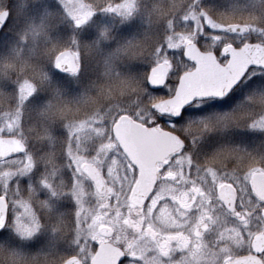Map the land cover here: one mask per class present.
I'll return each mask as SVG.
<instances>
[{
  "label": "snow or ice",
  "instance_id": "6c2138e0",
  "mask_svg": "<svg viewBox=\"0 0 264 264\" xmlns=\"http://www.w3.org/2000/svg\"><path fill=\"white\" fill-rule=\"evenodd\" d=\"M0 9L9 34L0 97L16 104L0 111V251L9 264H264V114L252 111L264 105V0H169L149 13L170 17L155 39L150 19L132 39L90 23L99 12L133 25L147 10L141 0H40L22 6L26 15L0 0ZM84 41L104 79L126 77L127 100L65 124L57 164L54 150L38 156L21 109L47 121L49 94L96 87ZM22 59L37 61L38 85L10 79ZM125 59L140 62L122 73ZM63 197L70 225L52 203ZM45 228L69 247L58 261Z\"/></svg>",
  "mask_w": 264,
  "mask_h": 264
},
{
  "label": "trees",
  "instance_id": "16d2710c",
  "mask_svg": "<svg viewBox=\"0 0 264 264\" xmlns=\"http://www.w3.org/2000/svg\"><path fill=\"white\" fill-rule=\"evenodd\" d=\"M32 1H35V0H29L28 1V2H30L29 5H32L34 3ZM47 2L50 3V1H47ZM217 2H218V5L221 7H227L229 4H232V3H239L241 5H244L247 3V0H217ZM168 3H169V0H141V4L143 6H146V8H147V10L144 11L143 14L141 15L143 17L142 21L137 19L135 21V24H133V25L124 24L122 26H120L121 24L117 23L116 20H113L110 22L116 23V27L118 29V34L121 36H124V39H132L134 35H140V36L143 35L145 29L149 26V19H150L151 20V33L150 34H152L151 36H153V38L155 39L157 36L163 35L161 27H162L163 22L165 21L166 17H168V16H166V15H159L158 16L157 14L149 15V13L151 12L152 7H154V6L167 8ZM145 16L148 17V19L145 18ZM139 25H140V28H139ZM138 29H139V31H138ZM8 35H9L8 33L2 32V34L0 36V46H2L3 43L8 39ZM112 47H114V44L112 45ZM26 58H27V52H25V56H24V59H26ZM91 60H92V64L94 67V71L92 73L91 80L96 81L97 84H96V87L92 88V89H89L87 87V85L84 86L86 89L84 87L81 88L80 93L82 92L83 95H85V94L91 95V98L89 97L86 99V101L84 102V105L87 103L91 107V109H93L95 106L97 108L96 110H99L100 107L105 108L111 101H118V100L121 101V91L123 90V86L121 84V81L123 79H125L126 77L124 75H122L120 77H113L111 80H107V79L103 78V73H102V75L97 76V71L99 70V68L102 67V65L98 62L99 57H97V56H92ZM139 62H140L139 60L133 61V60L125 59L124 61H122L120 71L122 73L125 72V68L129 63H139ZM15 63H16V67L10 74L11 80L12 79L16 80V78L18 76L20 79H22V78L31 79L32 78L34 80L35 79L38 80V78L36 77V71H37V61L36 60H30V61H28L27 64H25L23 62V59H22L21 61H16ZM21 65H24L23 71L20 70ZM33 68L35 69L34 72H33ZM29 73H32V74H29ZM36 84H39V82H36ZM108 89L111 90L110 95L107 92ZM116 92H118L119 97H117ZM72 94L73 93L67 94L66 96H64V98L62 100H58L55 97L51 96V94H49V98L50 97L53 98L52 101L56 99L57 107L53 110L52 113L49 114L48 120H50V118L53 119V116L58 117L59 115H60V118H62L63 113H64V109L68 110V103H72L70 105L69 109H75L78 106V104H80V103H77V101L74 103L70 102V100H73L70 98L72 96ZM79 95H81V94H79ZM109 100H111V101H109ZM126 100H127V96H125V99L123 102H126ZM14 103L15 102L12 99V95L9 96L8 94H6L5 96L0 97V110H7L8 107L10 108V107L14 106L15 105ZM75 103H77V104H75ZM27 111H29L31 114L30 118L32 119L33 124L34 125H41L40 121H42V120L40 119V117L38 115V110H34V109L30 108V109H27ZM252 111H255L256 113L262 114V113H264V105H257L254 107V109ZM73 112H74V110H73ZM82 112H84V111H82ZM60 113H62V115ZM35 115H37V116H35ZM41 129H42V127H41ZM53 241L55 242V244H57V246H54L56 248L55 250H57V248H60V246H58V244L61 241V239L60 240L55 239ZM56 255H59V250H57ZM52 259L54 260L56 258L52 257Z\"/></svg>",
  "mask_w": 264,
  "mask_h": 264
},
{
  "label": "rangeland",
  "instance_id": "374dc122",
  "mask_svg": "<svg viewBox=\"0 0 264 264\" xmlns=\"http://www.w3.org/2000/svg\"><path fill=\"white\" fill-rule=\"evenodd\" d=\"M28 1L29 0H13L14 14L16 13L17 15H26V13H24L22 11V6H25V5L30 6L29 5L30 2H28ZM39 1L35 0V1H32V2L38 3ZM47 1H50V3H55L56 2V0H47ZM146 16H145V18L148 19V17H146ZM169 18L170 17H166L165 21L163 22V25L167 22V19H169ZM36 19L38 20L39 17L37 16ZM137 19L142 21L143 17L142 16H138ZM113 20H116V19L114 17H112L110 14L101 13V14H95L93 20L90 23H92V24L95 23L94 25L96 26L97 24H99L101 22L111 23L110 21H113ZM163 25L161 27L162 28V32H163ZM1 34H2V32H0V36H1ZM86 61H90L92 63L91 59H87ZM102 68H103V66H102ZM23 79L24 78H22L21 80H23ZM29 80H31L34 84H36V82H39L38 80H36V79L34 80L32 78L29 79ZM36 85H38V84H36ZM80 91H81V89H80ZM80 91L78 93H73L72 96L70 97L71 99H73V100H70V102L74 103V102L77 101V103H80V104H78V106L75 109H69V107H70V105L72 103H68V110L64 109V113H63V117L62 118H60V115L58 117H54L53 116V119L50 118V120H48L47 122L46 121H43V122L40 121L41 125H34L33 124V121L30 118L31 114H30L29 111H27V109H30V108L32 109V107L30 105L25 106V107H23L21 109V111L24 114V129L26 131L30 130L29 131V141L33 145V147L36 150L38 156L41 155V154H44V153H46L48 151L54 150L55 153H56V163L57 164H61V163L65 162L63 154H62L63 153V144L61 142L62 139H63L62 134L64 132V125L67 124L69 121H72V120H75V119H82V118L88 116L89 114H92V113L97 111L96 110L97 108L95 106H94L93 109H91V107L87 103L84 105V102L86 101V99L89 98V97L91 98V95H89V94L79 95V94H82V92L80 93ZM8 95L11 96V94H8ZM116 95H117V97H119L118 92H116ZM49 99L51 100L52 104L54 105V109H55L57 107L56 99L53 100V101H52V99H53L52 97H50ZM109 101H111V100H109ZM117 102H123V101H120V100L111 101L107 106L112 105V104H116ZM77 103H75V104H77ZM15 108H16V104L14 106L10 107V108L8 107L7 110H0V111H9V110H14ZM100 109H102V108L100 107ZM73 110H74V112L76 110L77 111L74 113ZM82 111H84V112H82ZM60 114L62 115V113H60ZM262 114H264V113H262ZM35 116H37V115H35ZM45 126L48 128L47 135H51L56 141L54 149L51 148V146L49 145V142H48V140L46 138V134L44 132V129H45L44 127ZM41 127H42V129H41ZM52 203L55 206V212L62 214L64 219H65V221L68 222L69 225H70L71 220H72V210H73L72 209V201L69 198H67V197H63V198H61V200L53 201ZM61 204H65V205L68 204L69 205L68 206V208L70 209V210H68L69 213H67L66 210L63 211V208L60 206ZM42 235H45L50 242H52L55 239L60 238L59 234H57V236L53 237L51 235L50 230L48 228H45V230L43 231ZM55 246H57V244H55ZM58 246H60V248H57V250H59V255H56L57 250H55L56 249L55 247H53L52 250H51L52 255H53L52 257L56 258L54 260H57V261L59 260L61 255L65 254L67 251H69V247L67 245L66 240H61L59 242Z\"/></svg>",
  "mask_w": 264,
  "mask_h": 264
},
{
  "label": "clouds",
  "instance_id": "9594fccd",
  "mask_svg": "<svg viewBox=\"0 0 264 264\" xmlns=\"http://www.w3.org/2000/svg\"><path fill=\"white\" fill-rule=\"evenodd\" d=\"M0 10H2V9H0ZM50 11L53 12V15H52V17L49 18L48 22H49L50 24L54 25V24H55V16H56V12H55L54 10H50ZM96 14H101V13L98 12V13H96ZM37 22H38V20H37ZM116 22L119 23L118 18H116ZM120 26H122V25H120ZM105 27H113V28H115V27H116V23H105V22H101V23H99V24H97V25L95 26V31H96V33L99 34V33H100ZM25 31H27V25H25L24 28H23V29L20 31V33H19V35H20L22 38H24V33H25ZM94 39H95V37H94ZM89 43H91V42H90V41H84V42L82 43V47H81V55H82V58H83L84 60L91 59V57H92V56H90V55L88 54L87 49L83 46V45H86V44H89ZM107 43H111V41H101V48H103L104 45L107 44ZM114 46H115V45H114ZM41 47H43V45H41ZM101 65H102V64H101ZM23 69H24V65H21L20 70L23 71ZM34 71H35V69L33 68V72H34ZM102 73H103V68L101 67V68H99V70L97 71V76L102 75ZM29 74H32V73H29ZM2 243H3V242H0V244H2ZM0 264H9V261L5 260V257H4V254H3L2 251H0ZM21 264H32V262H31V261H23V262H21Z\"/></svg>",
  "mask_w": 264,
  "mask_h": 264
}]
</instances>
